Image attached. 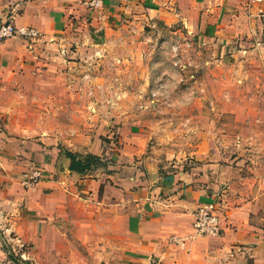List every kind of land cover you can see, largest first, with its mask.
<instances>
[{
    "label": "crops",
    "instance_id": "obj_1",
    "mask_svg": "<svg viewBox=\"0 0 264 264\" xmlns=\"http://www.w3.org/2000/svg\"><path fill=\"white\" fill-rule=\"evenodd\" d=\"M84 1L0 0V25L41 34L0 44V264L14 263L3 245L26 264H264V172L228 156L219 138H165L144 95L129 108L115 89L103 106L96 90L78 91L82 76L103 77L108 59L97 55L119 13L180 23L200 49L221 55L260 51L264 65V0H103L98 10ZM19 97L44 100L29 136L11 126L9 101ZM67 154L100 157L107 168L77 173ZM33 169L42 179L27 188L22 178ZM212 200L222 232L195 236L193 212Z\"/></svg>",
    "mask_w": 264,
    "mask_h": 264
},
{
    "label": "rangeland",
    "instance_id": "obj_2",
    "mask_svg": "<svg viewBox=\"0 0 264 264\" xmlns=\"http://www.w3.org/2000/svg\"><path fill=\"white\" fill-rule=\"evenodd\" d=\"M113 27L106 46H102L97 55L108 59L100 68L103 77L89 81L85 67L82 71L85 76L82 79L80 76L81 88H78L81 96L96 90L93 98L103 106L100 101H105V91L115 89L119 105L130 108L139 105L142 99L144 105L150 101L155 108L156 123L164 129L159 131L165 138H184L193 145L200 142L199 138L203 141L219 138L223 143L222 151L228 156L240 158L243 167L249 165L258 169L256 172H264V153L259 152L264 146L262 52L237 56L235 51L221 55L215 48L200 49L198 42L187 38L180 23L170 27L159 25L138 11L117 14ZM110 81L112 88L108 87ZM137 93L144 95L143 98H137ZM43 101L22 97L9 101L17 108L9 117L14 132L25 136L35 132L26 130L25 126H38L44 120L40 106ZM79 118L83 120V116ZM67 158L71 165L72 161ZM107 163L96 162L88 171H105ZM250 173L254 174V169ZM259 199L264 207L263 188H260ZM3 248L13 264H26L9 247L3 245Z\"/></svg>",
    "mask_w": 264,
    "mask_h": 264
},
{
    "label": "built area",
    "instance_id": "obj_3",
    "mask_svg": "<svg viewBox=\"0 0 264 264\" xmlns=\"http://www.w3.org/2000/svg\"><path fill=\"white\" fill-rule=\"evenodd\" d=\"M103 0H86L84 4L89 9L98 10L102 7ZM260 1V0H255ZM22 38L23 40L33 42L41 37L39 31L33 28L17 27L12 23H3L0 25V44L10 38ZM155 94L152 93V96ZM42 179V173L39 169H33L29 174L22 178L23 186L27 188L34 187ZM224 215L217 200L208 203H201L193 212L192 231L199 237H217L222 232V223ZM173 242L178 243V239L173 238Z\"/></svg>",
    "mask_w": 264,
    "mask_h": 264
},
{
    "label": "trees",
    "instance_id": "obj_4",
    "mask_svg": "<svg viewBox=\"0 0 264 264\" xmlns=\"http://www.w3.org/2000/svg\"><path fill=\"white\" fill-rule=\"evenodd\" d=\"M67 156L72 161L70 165V169L77 172V173H84L88 171L90 167L95 164L96 162H101L102 159L100 157L86 155L83 159H78L77 156L72 154H67Z\"/></svg>",
    "mask_w": 264,
    "mask_h": 264
}]
</instances>
